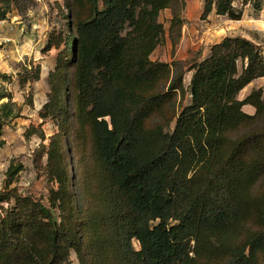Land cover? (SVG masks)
<instances>
[{
    "label": "trees",
    "instance_id": "obj_1",
    "mask_svg": "<svg viewBox=\"0 0 264 264\" xmlns=\"http://www.w3.org/2000/svg\"><path fill=\"white\" fill-rule=\"evenodd\" d=\"M167 1L64 0L73 17L76 4L84 2L91 14L75 20L72 57L69 60L66 50L61 51L49 75V102L40 116L55 120L59 132L49 138V146L43 144L34 153L35 167L46 169L57 184L50 204L58 209L60 222L41 199L10 187L20 168L10 169L0 190V264L3 255L9 264H68L72 251L86 264L61 137L69 121L63 72L67 64L75 67L77 109L92 121L99 159L111 180L107 221L119 249L115 263L192 264L194 240L209 256H225V264H260L264 91H253L244 100L238 95L264 78L262 48L242 37H226L213 45L210 55L191 70V104L177 118L174 130L148 129L144 125L151 113L175 91H181L182 97L186 93L184 73H173L165 94L143 96L140 91L170 68L150 58L166 33L159 17L168 8ZM254 4L261 8V0ZM9 10L6 0H0V21L7 19ZM213 12L233 21L241 20L244 13L233 0H204L201 19L207 20ZM64 44L62 38L55 44L50 40L43 52ZM40 73V65L34 71L25 68L21 84L38 81ZM247 105L256 109L255 114L244 111ZM3 126L0 121V137ZM37 134L45 140L41 127L27 131V136ZM3 203L14 206L5 208ZM249 219L256 229L248 231L246 242L209 249L205 238L236 233ZM133 240L140 244L139 251ZM41 243L46 246L43 251Z\"/></svg>",
    "mask_w": 264,
    "mask_h": 264
},
{
    "label": "rangeland",
    "instance_id": "obj_2",
    "mask_svg": "<svg viewBox=\"0 0 264 264\" xmlns=\"http://www.w3.org/2000/svg\"><path fill=\"white\" fill-rule=\"evenodd\" d=\"M256 0H233L234 6L242 10L243 17L233 21L213 12L207 20L201 19L204 0H168V8L159 17L166 33L151 54L152 61L167 63L170 68L151 84L140 88L143 96L165 94L169 91L170 79L184 73L185 97L181 91L168 98L145 121V127L163 128L173 131L176 120L183 110L191 104L190 83L192 68L210 55L211 47L226 37H242L261 46L264 54V0L261 8H255ZM9 6L7 19L0 21V121L4 123L0 137V190L4 187L10 169L20 168L13 176L10 187L17 188L23 196L33 195L51 209L58 222L59 211L50 204L51 190L57 184L50 179L48 171L37 169L34 153L43 144L49 146V138L59 132V126L50 117L41 118L43 107L49 102V75L56 68L58 54L66 50L67 58L72 57L75 34L73 23L89 16L90 5L76 4L74 17L64 0H6ZM74 19V22H73ZM76 20V21H75ZM174 21V24H172ZM72 24V28H71ZM73 30V31H71ZM172 31V33L170 32ZM65 43L59 50L49 53L43 50L51 40L59 39ZM181 64L173 67L172 63ZM65 63H68L65 62ZM40 65V79L21 84L20 77L25 68L33 69ZM239 71L242 62L238 63ZM190 70V71H189ZM68 89V128L62 130L63 152L67 164L68 188L71 192L74 218L81 236L80 251L86 264H117L119 252L109 219L110 176L99 159L96 137L92 121L77 109L75 101V67L67 64L63 69ZM34 75V74H32ZM264 91V78H259L247 86L239 95L244 100L253 91ZM245 108L246 113L256 112L254 107ZM34 126L41 127L45 140L40 136H27ZM47 164V156L43 165ZM12 169V170H13ZM3 207H13L14 203H3ZM256 229L252 219L243 222L236 233L225 236L205 238L208 247L246 242L250 229ZM44 243L40 244L43 251ZM133 248L140 250L138 241L133 240ZM192 264H225L226 257L220 254L209 256L208 250L190 242ZM258 261L264 264V254L259 253ZM2 264H9L3 255ZM68 264H81L80 258L72 251Z\"/></svg>",
    "mask_w": 264,
    "mask_h": 264
},
{
    "label": "crops",
    "instance_id": "obj_3",
    "mask_svg": "<svg viewBox=\"0 0 264 264\" xmlns=\"http://www.w3.org/2000/svg\"><path fill=\"white\" fill-rule=\"evenodd\" d=\"M249 106V105H248ZM246 107V106H245ZM249 107H251L252 108V106H249ZM244 111H245V108H244ZM248 114H250V115H252V113H248ZM255 114V113H254Z\"/></svg>",
    "mask_w": 264,
    "mask_h": 264
}]
</instances>
